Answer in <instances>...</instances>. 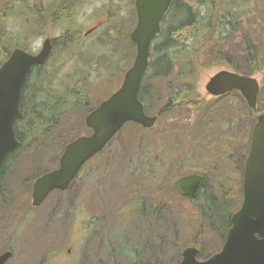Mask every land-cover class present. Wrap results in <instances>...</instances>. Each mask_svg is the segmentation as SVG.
Wrapping results in <instances>:
<instances>
[{
  "label": "rangeland",
  "instance_id": "374dc122",
  "mask_svg": "<svg viewBox=\"0 0 264 264\" xmlns=\"http://www.w3.org/2000/svg\"><path fill=\"white\" fill-rule=\"evenodd\" d=\"M27 1L40 15L56 8L58 3V0ZM246 4L247 6L242 8L243 14L233 23L227 24L228 31L223 37L200 51L196 59V64L200 65L197 87L201 94L200 99L204 100V106L208 103L211 114H221V119H224L223 114L227 113L230 106L240 107L243 115L239 124L229 128L235 129L231 137L230 149L233 155L229 163L228 160H223L229 150L227 139L223 138L218 141L210 161L191 164L195 159L191 156L193 146L190 144L199 143L203 137L222 131L224 127L222 120L214 123L213 116L210 123L213 126H208L206 132H192L202 110H198L196 114L192 107L175 108L172 112L166 109L170 97L168 85L176 79V67L169 78L151 82L157 83L161 93V96L154 98L150 107V114L159 115L152 128L146 129L134 122L127 123L108 147L85 165L84 171L75 178L68 189L53 192L43 205L31 211L33 180L42 171L59 165L67 139H71L75 133L88 132L85 128L87 114L84 108H80L63 121L50 136L41 138L38 142L42 145L40 148L30 147L22 150L16 163L10 166L12 171L4 174L6 186L12 195L7 198L9 203L0 198V253L9 247L14 251L13 257L6 264H94L107 257L111 239L117 243L123 238L122 216L128 215L125 231L130 242H136L140 236H147V233L157 239L156 243H151L150 251L142 256L151 264H176L175 244L181 248L182 245L185 247L195 242L205 252L200 258H206L220 250V236L206 226V220L200 215L195 204L175 194L174 180L193 169L205 173L213 172L212 183L216 184L213 188L217 190L222 186V189L231 190L237 196L232 211L242 204L245 157L250 148L256 119L254 115L264 109V70L254 74L261 85L256 112L244 104L238 92L213 99L205 85L217 71L233 70L228 62L215 63L214 57L227 55L228 59L239 64L245 54L244 43L259 44L264 41V0H252ZM135 16L137 23L135 0H83L75 11L72 22L60 17L59 21L49 23L42 31L43 34L34 39L31 48L37 52L47 36L56 40L72 23L80 25V33L74 37L75 44L71 49L66 50L65 46H61L59 39V44L55 42L50 70L57 62L61 67V78L65 82L82 75V71L90 72L93 81L90 105L95 107L123 82L124 74L130 67L127 66L129 58L127 60L124 57L126 52L134 53V61L136 47L127 39L118 37L113 27L127 30ZM22 24V16L12 15L7 20V27L12 31H19ZM89 30L92 31L86 34ZM214 46L217 49L213 50ZM103 57H108V60H103ZM213 63L215 64L205 65ZM122 68L125 69L123 74L119 71ZM179 143H184L186 150L184 149L182 156L179 151L176 152L175 161L171 156L174 147L168 155L162 154L161 145ZM150 144H154L156 153L161 156L155 162L149 161V169L152 166L157 172L159 167H168L164 183L153 179L157 183L156 186L150 181L149 174L136 170L141 163L138 154L147 156ZM133 148L137 150L134 155L125 154ZM177 157L178 161L182 159L179 164ZM138 178H144L147 190L137 181ZM160 183L165 184L163 193L166 197L163 200H169L174 209L168 204L170 210L166 208L168 211L163 212L162 217L152 223V231L148 228L149 222L140 215H130L129 206L136 198H143L144 192L149 200L152 188H155V195H159V190L162 189ZM171 191L172 196L168 194ZM89 219L94 221L91 228H88L86 223ZM65 250L70 251L65 254ZM119 263L131 264L121 259Z\"/></svg>",
  "mask_w": 264,
  "mask_h": 264
},
{
  "label": "trees",
  "instance_id": "16d2710c",
  "mask_svg": "<svg viewBox=\"0 0 264 264\" xmlns=\"http://www.w3.org/2000/svg\"><path fill=\"white\" fill-rule=\"evenodd\" d=\"M82 1L83 0H58L56 8L47 10L45 15H40L34 11V7L30 6L27 0H0V65L9 57L12 50L18 46L32 51V42L39 35L43 34L42 31L49 23L59 21L60 17H65L70 20L69 22H72L75 11L81 5ZM251 1L252 0L173 1L171 8L162 22L161 33L152 41L149 66L145 72L139 92V97L144 103L147 113L150 112V107L154 98L161 96L157 83L151 82L169 78L175 72L176 67H178L176 79L168 85L170 97L166 109L172 112L179 104L183 103L184 105L192 107L193 110L195 109L194 111L197 114L198 109L207 107L208 103L204 106V100L200 99L201 94L197 87L200 77V65L198 66L196 64V59L200 51L205 50L212 43L223 37L228 31L227 24H231L234 20H237L241 14H243V6H247L246 3H250ZM132 2H134V0H132ZM12 15L23 17V24L19 31H12L7 27V20ZM135 23L136 16L127 30L118 26L113 27L114 31L117 32V36L122 40L127 39L133 47L135 44L132 42L130 34ZM79 30H81L80 25L72 23L54 43L56 42L59 44L57 42L59 39L61 41V46H65L64 48L66 50L71 49V46L75 44L74 37L76 34L80 33ZM243 48L245 54L239 64L234 60L228 59V57H226L227 55H218L213 58V61L215 63L228 62L234 71L249 75H254L255 73L263 71L264 41L259 42V44L247 42L244 43ZM214 49H217V47L214 46L213 50ZM213 50H211V54ZM52 56L53 54L51 57ZM51 57L43 65L33 66L23 88L21 109L25 116L24 118L18 119L15 124L16 134L21 144L16 150L10 152L5 157L0 166V198L6 200L7 203H9L7 198L10 197L12 193L6 186L5 170L10 172L11 167L16 163L19 154L26 148V145L38 144L41 138L50 136L63 121L67 120L73 112L75 113L80 108H84L86 114L95 108L90 105V91L93 87L91 73L82 71L80 72L82 75H77L73 77L70 82H65L61 78V67H59L57 62L53 64V69L50 70ZM124 57L127 58V60L129 58L127 66H131L134 53L130 54V52H126ZM103 60H108V57H103ZM215 63L205 65H214ZM119 71L123 74L125 69L122 68L119 69ZM113 77H115L114 74ZM239 96L244 104L247 105L240 93ZM227 110V113H224L223 117L228 127H231V123H233V125L239 124L238 122L243 118L240 107L230 106ZM213 116L215 119L214 123L222 120L221 114L216 115L211 114V112L202 113L198 122L194 125L192 132L199 133V131L202 132L204 130L206 132L208 126H213L210 125ZM254 116L256 117V114ZM85 128L88 130L85 134H90L92 132L87 126H85ZM229 128H226L227 133L230 132ZM221 132L222 131H216L215 133H210L208 136L203 137L201 142L217 143L223 138H226L227 141H232L229 134ZM233 134L234 131H231V137ZM80 135L83 134L75 133V135L71 136V139L69 138L64 142L63 146L65 147L67 143ZM136 170L140 172L139 167H136ZM149 179L154 186L157 185V183L153 181L154 178L152 176H150ZM137 181L141 183L146 190L148 189V187H145L144 178H138ZM158 182H161V180H158ZM3 184L5 186H3ZM164 185L165 184H161V188H164ZM213 187H216V184L211 181L208 187L201 188L195 202L199 208L198 212L206 220V226H208L212 232L217 233L222 242H224L228 229L231 226V217L233 215L232 208L237 196L232 192V195L229 197L222 189V186L217 190ZM149 202L150 200L147 201V194L144 192L143 198L139 197L132 201L129 210L131 211L130 215L138 214L144 220L148 221V228L153 231L152 223L158 219V217L161 218L162 213L158 214L156 211H153V216L150 215V211L146 209ZM128 216H122L124 218L122 220L124 231L123 238L117 243L111 239L107 257L99 259L94 264H120V259L122 261H128L131 264H151L150 261L143 259L142 256L150 251L152 248L151 243H156L157 239L147 233V236H140L136 242H130L126 237L125 231ZM86 223L88 228L94 225V221L90 219L87 220ZM189 245L197 246L195 242ZM174 247L177 250L176 264H179L184 245L179 248L178 245L175 244ZM10 248L11 247L8 249ZM199 249V255L205 254L200 246ZM68 252V250L64 251L65 254H68Z\"/></svg>",
  "mask_w": 264,
  "mask_h": 264
},
{
  "label": "water",
  "instance_id": "95a60500",
  "mask_svg": "<svg viewBox=\"0 0 264 264\" xmlns=\"http://www.w3.org/2000/svg\"><path fill=\"white\" fill-rule=\"evenodd\" d=\"M172 4L173 0H135L137 24L131 32L136 45L133 64L125 72L120 87L86 116V125L92 133L70 141L63 150L59 166L35 180L34 207L40 206L54 190H66L82 167L100 153L126 123L135 122L144 128L156 124L158 116L147 114L139 92L149 66L152 41L161 33L162 22ZM53 47L50 38L44 41L38 53L18 46L0 65V166L21 144L15 124L25 116L21 97L29 72L34 65H43L49 59ZM205 87L215 96L237 90L248 106L257 110L260 83L255 76L222 69ZM208 184L206 176L188 174L177 179L174 187L181 195L196 197L199 187ZM198 253L196 246L185 247L179 264H264V112L258 115L253 127L244 171L243 202L231 217L226 240L220 251L204 260L198 258ZM12 257L13 251L5 250L0 253V264H6Z\"/></svg>",
  "mask_w": 264,
  "mask_h": 264
},
{
  "label": "flooded vegetation",
  "instance_id": "af4514ba",
  "mask_svg": "<svg viewBox=\"0 0 264 264\" xmlns=\"http://www.w3.org/2000/svg\"><path fill=\"white\" fill-rule=\"evenodd\" d=\"M47 37H49V36H47ZM46 37V38H47ZM45 38V39H46ZM51 38V37H50ZM44 39V40H45ZM52 39V43H53V46L55 45V43H54V39L53 38H51ZM44 40H43V43H44ZM43 43H42V45H43ZM41 48H42V46H41ZM41 48H40V50H41ZM39 50V51H40ZM260 88H261V86H260ZM116 91V90H115ZM114 91V92H115ZM235 91H237V90H235ZM232 92H234V91H231V92H228V93H225V94H222V95H219V96H215V95H211L210 93V95L212 96V98L213 99H219V98H222V97H224V96H226V95H228V94H230V93H232ZM239 92V91H238ZM240 93V92H239ZM112 94V93H111ZM110 94V95H111ZM241 94V93H240ZM109 95V96H110ZM108 96V97H109ZM242 96V95H241ZM107 97V98H108ZM106 98V99H107ZM101 103V102H100ZM99 105V104H98ZM97 105V106H98ZM96 107V106H95ZM187 107H189V106H187V105H184L183 103H181V104H179L176 108H183V109H186ZM195 110V109H194ZM198 110H202V113H206V112H211L209 109H208V104H207V107L206 108H204V109H202V108H200V109H198ZM197 110V111H198ZM92 111V110H91ZM90 111V112H91ZM263 111H264V109H263ZM89 112V113H90ZM88 113V114H89ZM87 114V115H88ZM148 114V113H147ZM148 115H150V116H154V115H157L158 117H159V115L158 114H150V112H149V114ZM257 115L258 114H256V117L255 118H257ZM255 122H256V119H255ZM239 123V122H238ZM138 124V123H137ZM255 124V123H254ZM222 126L224 127L223 128V130H222V132L223 133H226V134H229V136H230V138H231V135H230V132L232 131L233 132V130L234 129H232V130H230L229 129V133H227L226 131H227V129L226 128H229L228 127V124L226 123V121H224V119H222ZM230 126L231 127H233L234 125H233V123H231L230 124ZM89 130L91 129V128H89V127H87ZM92 130V129H91ZM221 132V133H222ZM92 133V132H91ZM184 134V133H183ZM250 141H251V138H250ZM228 142V145H227V147H228V152H227V154H226V156H225V158L223 159V160H228V163H229V161H230V157L233 155V152L231 151V149H230V146H231V142L232 141H227ZM218 143V142H217ZM217 143H208V142H199V143H192V144H190L191 146H193V149L191 150V156H192V158H194L195 160L191 163V164H193V165H195L197 162H207V161H210V157L213 155V153H214V150L216 149V146H217ZM109 145V144H108ZM108 145L106 146V147H108ZM42 145L41 144H35V145H33V144H28V145H26V148L25 149H28V148H30V147H37V148H40ZM105 147V148H106ZM161 147H163L162 148V154L163 155H168L169 154V152L173 149V147H174V151L173 152H171V156L174 158V161H175V157H174V155H175V153L176 152H180V155L182 156V155H184V153H185V150H186V145L183 143H179V144H177V145H175V144H165V145H161ZM185 149V150H184ZM24 150V149H23ZM249 151H250V148H249V150H248V153H247V155H246V157H245V164H246V159H247V157H248V155H249ZM137 152V150L136 149H129V151L128 152H126L125 154L126 155H129V156H132V155H134L135 153ZM139 155V159L141 160V163L137 166V167H139V170H140V172H145V173H147V174H149L150 176H152L154 179H156V180H161V182L163 181V183L165 182V177H166V175H167V173H168V167H166V166H163V167H159V170L156 172L155 171V169L154 168H152V166H150V169H149V161H157L158 159H159V157L161 156L160 154H158V153H156V150H155V148H154V144H150V148H149V151L147 152V156H140V153L138 154ZM142 158V159H141ZM223 160H217V161H223ZM173 161V162H174ZM176 161H177V163L179 164L181 161H182V159L180 160V161H178V157H177V159H176ZM59 165H57L56 167H54V168H52V169H48V170H45L46 172H49V171H52L53 169H56L57 167H58ZM86 168V166L84 167V168H82L80 171H79V174L80 173H82L83 171H84V169ZM7 170H5V172H6ZM10 171H12V169H10ZM244 171H245V169H244ZM8 172V171H7ZM46 172H44V171H42L41 173L42 174H44V173H46ZM42 174H40V175H38V176H36V178L33 180V183H32V201H33V185H34V182H35V180L39 177V176H41ZM78 174V175H79ZM188 174H199V175H202V176H206L207 177V179H208V182L210 183L211 181H213V179H214V174H213V172H210V171H207L206 173L204 172V171H202V170H200V171H198L197 169H193L192 171H190V172H188V173H186V174H182V175H180L177 179H179L180 177H182V176H185V175H188ZM176 179V180H177ZM176 180H174V182L176 181ZM243 180H244V178H243ZM208 186V185H207ZM206 186V187H207ZM175 188V187H174ZM201 188H204V187H199V189H198V192H197V196L196 197H190V196H187V195H181L176 189V191H174L175 192V194L177 193L178 194V196H181V197H183V198H185V199H188V200H190L193 204H195L196 205V208H197V210H199V208H198V205H197V203L195 202V199L198 197V194H199V191H200V189ZM163 189L164 188H162V189H160L159 190V195H155V188H152V193H151V198L149 199L150 200V202L148 203V205H147V207H146V209L147 210H149L150 211V215H152V213H153V211H156L158 214H160V213H163V212H166V211H168V209L170 210V207H168V204L169 205H171V202L168 200V201H166L165 202V200H163V198H165L166 196H165V194L163 193ZM228 195H229V197H230V195H232V192H231V190H225V189H223ZM63 192V190H54L53 192ZM173 191V190H172ZM172 191L170 192V193H168L170 196H172ZM52 192V193H53ZM51 193V194H52ZM50 194V195H51ZM49 195V196H50ZM48 196V197H49ZM47 197V198H48ZM47 198L45 199V201L47 200ZM149 200H147V201H149ZM45 201L41 204V205H43L44 203H45ZM40 205V206H41ZM166 205V206H165ZM39 207V206H38ZM171 207H172V209H174V206L173 205H171ZM34 208H36V207H34L33 205H32V208L31 209H34ZM166 208H168V209H166ZM159 211V212H158ZM162 215V214H161ZM153 216V215H152ZM160 217H158V219H159ZM158 219H156V220H158Z\"/></svg>",
  "mask_w": 264,
  "mask_h": 264
},
{
  "label": "bare ground",
  "instance_id": "6f19581e",
  "mask_svg": "<svg viewBox=\"0 0 264 264\" xmlns=\"http://www.w3.org/2000/svg\"><path fill=\"white\" fill-rule=\"evenodd\" d=\"M219 1V0H218ZM230 2V1H229ZM219 3V2H218ZM78 4V3H77ZM80 7V6H79ZM231 7V6H230ZM73 8V7H72ZM77 8V7H76ZM205 8V7H204ZM207 8V7H206ZM210 12V11H209ZM218 15V14H216ZM217 18V17H216ZM181 49V48H180ZM176 50V49H175ZM185 51V50H184ZM180 52V51H179ZM180 58V57H179ZM68 97V96H67ZM69 108V107H68ZM66 109V108H65Z\"/></svg>",
  "mask_w": 264,
  "mask_h": 264
}]
</instances>
